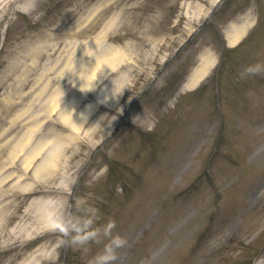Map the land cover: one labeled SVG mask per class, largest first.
Here are the masks:
<instances>
[{"label": "rangeland", "instance_id": "374dc122", "mask_svg": "<svg viewBox=\"0 0 264 264\" xmlns=\"http://www.w3.org/2000/svg\"><path fill=\"white\" fill-rule=\"evenodd\" d=\"M218 1L0 0V102L9 101L0 110V264H64L69 192L97 148L76 184L68 264H98L116 235L125 244L109 264H264V0H226L170 60ZM39 36L46 45L30 60ZM110 47L120 55L115 66L79 78L91 55ZM208 55V72L184 88ZM168 61L133 106L132 127L106 143ZM256 65L258 74H245ZM101 94L115 109L91 112L83 122L91 147L80 145L61 127L62 111H92ZM54 149L59 168L38 172ZM51 227L58 230L43 245H22Z\"/></svg>", "mask_w": 264, "mask_h": 264}, {"label": "bare ground", "instance_id": "6f19581e", "mask_svg": "<svg viewBox=\"0 0 264 264\" xmlns=\"http://www.w3.org/2000/svg\"><path fill=\"white\" fill-rule=\"evenodd\" d=\"M243 30L244 29H242V28H237L235 30V32L232 35H230V37H229L230 43H232V44L237 43V41L239 40L240 36L243 33ZM36 38L39 39V38H41V36L36 37ZM41 39H44V38H41ZM96 42H97V45H98L99 41L97 40ZM45 45H46V43L44 41H41L40 39L38 41H36V44L30 50L31 53L28 55L29 56L28 59L32 58L33 60L38 61V58L42 54V50L45 47ZM90 50H91V48L89 47L87 49V54H89ZM99 51H100L99 53L91 55L92 56V62L90 64H84L80 68V70L77 71V73L79 74V77L80 76L81 77H89L90 72L92 71V69H95L96 67H100V65L102 63H104V62H106L108 64L110 63L109 65H111L113 67V66H115V63L119 60V56L120 55H119V52L115 48H109V50H106V51H104V48H103V51H101V50H99ZM87 54L83 53V54L79 55V57L84 59L86 57L85 55H87ZM212 58H213L212 55H208V56L203 58L202 64L199 66V68H197L195 70V72L193 73L192 77L189 80L190 82L186 85L187 89H190V88L194 87L196 84H198L200 82V79L208 72L209 66L213 63ZM80 61H84V60L81 59ZM37 98H38V100H41L40 96L37 97ZM4 104L5 105L9 104V101H4L2 103L0 102V110L3 108ZM33 105H34V102L32 101L31 107ZM24 113H26V112H24ZM75 125L77 126V123H75ZM24 145H25V143L22 145V149H23ZM22 149H20V150H22ZM18 153H19V151H18ZM18 153L17 152L11 153V158L13 160H15V158L18 155ZM48 170H50V169H47L46 171H48ZM38 172H42V171L39 170ZM2 181H3V179H0V184H1ZM4 193H5L4 190H2L0 188V203L3 202L1 194H4ZM51 209L52 208L48 207V205L47 206L43 205V208L41 210V216L45 217V219L43 221H45V223L48 224V225L53 223V220L50 217L51 214H52V212L50 211ZM45 257H48V256H45Z\"/></svg>", "mask_w": 264, "mask_h": 264}, {"label": "clouds", "instance_id": "9594fccd", "mask_svg": "<svg viewBox=\"0 0 264 264\" xmlns=\"http://www.w3.org/2000/svg\"><path fill=\"white\" fill-rule=\"evenodd\" d=\"M261 71V68L259 65L256 66H249L245 70V74L247 75H256ZM244 75V74H242ZM115 227L114 222H110L107 226V229L104 232L105 236L110 235L111 229ZM125 244V240L122 239L119 235H116L111 238L108 245L105 246V252L104 254L99 258L98 264H109V261L115 259V250L118 248L123 247Z\"/></svg>", "mask_w": 264, "mask_h": 264}]
</instances>
